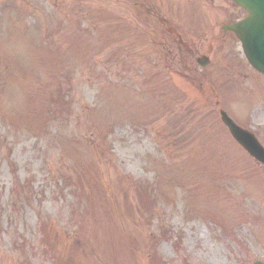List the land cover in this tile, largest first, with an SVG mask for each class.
I'll list each match as a JSON object with an SVG mask.
<instances>
[{"label": "rangeland", "instance_id": "374dc122", "mask_svg": "<svg viewBox=\"0 0 264 264\" xmlns=\"http://www.w3.org/2000/svg\"><path fill=\"white\" fill-rule=\"evenodd\" d=\"M243 16L0 0V264L264 263V166L219 118L264 147V76L221 29Z\"/></svg>", "mask_w": 264, "mask_h": 264}, {"label": "water", "instance_id": "95a60500", "mask_svg": "<svg viewBox=\"0 0 264 264\" xmlns=\"http://www.w3.org/2000/svg\"><path fill=\"white\" fill-rule=\"evenodd\" d=\"M244 8L248 15L238 23L224 29L234 32L241 41L243 52L250 65L258 72L264 74V0H233ZM201 66H206L209 59L202 56L197 59ZM221 121L227 126L232 137L257 161L264 164V149L250 132L241 129L220 111ZM254 264H262L259 261Z\"/></svg>", "mask_w": 264, "mask_h": 264}]
</instances>
